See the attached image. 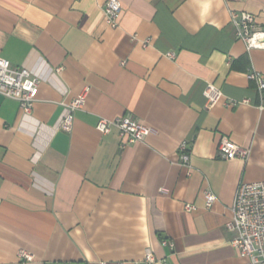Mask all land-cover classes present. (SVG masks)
I'll return each instance as SVG.
<instances>
[{
  "label": "crops",
  "instance_id": "obj_1",
  "mask_svg": "<svg viewBox=\"0 0 264 264\" xmlns=\"http://www.w3.org/2000/svg\"><path fill=\"white\" fill-rule=\"evenodd\" d=\"M104 1L0 0V56L40 78L28 115L0 95V264H146L147 248L169 264H247L225 225L237 185L264 177V90L248 77L264 78V50L235 37L230 12L264 27V0H119L116 27ZM209 82L223 96L206 108ZM120 116L155 132L124 144L95 128ZM222 136L248 158L220 157Z\"/></svg>",
  "mask_w": 264,
  "mask_h": 264
},
{
  "label": "built area",
  "instance_id": "obj_2",
  "mask_svg": "<svg viewBox=\"0 0 264 264\" xmlns=\"http://www.w3.org/2000/svg\"><path fill=\"white\" fill-rule=\"evenodd\" d=\"M121 10L119 0H105L103 3L104 20L111 27L118 26L117 17ZM230 19L236 38L243 41L247 50H264V27L257 24L253 14L246 11H231ZM133 38H136L133 35ZM150 39L145 38L142 45L146 47ZM169 55H173L169 53ZM59 70V68H56ZM248 77L255 81L259 93L264 90V78L258 71H251ZM40 78L25 65L15 66L9 60L0 56V95L14 99L18 102L23 115H28L36 101ZM89 87H84L79 93L64 104V114L58 121V127L70 131L73 125L74 113L82 108L85 103ZM203 94L205 96V107L215 105L223 96L221 90L213 83H207ZM236 100L228 99L227 105L236 104ZM112 127L118 130V135L123 138V143H133L143 140L148 134L154 133L155 129L147 126L129 116H120L113 119L100 118L95 128L102 133L109 132ZM179 163L190 167L189 147L186 140L181 141L178 147ZM220 157L225 159L240 158L247 159L249 149L232 142L228 137L222 136L217 146ZM165 190V189H163ZM205 206L210 207L216 200V196L209 190L204 191ZM185 208L191 210L192 204H186ZM226 228L235 231L231 244L237 248L241 257L245 258L247 264H264V177L261 180L248 182L242 181L237 185L231 216L226 223ZM161 245L170 249L173 244L169 239H161ZM18 255L24 261H32L33 255L20 250ZM143 261L146 264H169L166 257L157 258L147 248ZM100 264H122L120 261H103ZM137 264V263H134Z\"/></svg>",
  "mask_w": 264,
  "mask_h": 264
}]
</instances>
